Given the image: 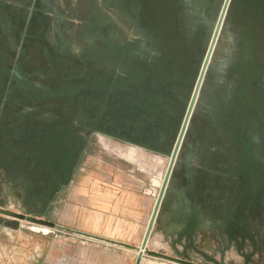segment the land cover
<instances>
[{
	"label": "flooded vegetation",
	"instance_id": "obj_1",
	"mask_svg": "<svg viewBox=\"0 0 264 264\" xmlns=\"http://www.w3.org/2000/svg\"><path fill=\"white\" fill-rule=\"evenodd\" d=\"M220 2L0 0L12 30L24 22L29 39L21 65L0 67V113L6 114L0 121V194L50 220L96 139L156 154L167 169L163 153L173 150L172 129L187 96L177 142ZM228 16L237 34H228L222 56L215 57L226 14L191 116L203 95L212 123L199 139L188 138L190 119L169 205L188 219L194 198L219 228L223 249L247 248L250 240L253 252H261L264 235H256L254 221L264 228V35L251 24L246 28L249 21L238 15ZM45 35L57 37V45L46 50ZM191 69L197 75L189 95L184 85L193 79Z\"/></svg>",
	"mask_w": 264,
	"mask_h": 264
},
{
	"label": "rangeland",
	"instance_id": "obj_2",
	"mask_svg": "<svg viewBox=\"0 0 264 264\" xmlns=\"http://www.w3.org/2000/svg\"><path fill=\"white\" fill-rule=\"evenodd\" d=\"M222 2L223 0H221L220 4ZM229 12L231 16L238 15L240 19L251 22H246V28L250 27L251 24V28L260 29L264 35V28H262L264 27V0H234V2L232 0L215 51L214 56L217 58L222 56L223 46L228 44V34H237L235 27L229 19ZM258 33L260 34L259 31ZM235 57L237 58V55ZM198 67H200L199 62H197V67L195 68L197 71ZM195 69H191L188 73L191 74L188 80L192 77L193 79L187 85H184L187 87L189 95L193 90L197 75ZM210 77L211 73L208 76L205 89L202 91L203 93L207 91V88L211 84V82H208ZM186 101L183 110L178 112L177 126L172 129L171 149L174 147L182 124L187 107ZM203 102V95H201L198 109L191 119L187 133L188 138L195 137L199 139L212 123L213 114L209 110L207 111V107ZM159 158L160 156L156 154L143 149L117 144L109 138L105 144L103 140L96 139L92 149L84 156L73 181L62 190L56 199L54 207L50 211V220L66 227H70V224H73V220L69 219L70 210H73L75 207H81L82 197H80V191L84 187L85 180L90 175L102 179L99 185L102 183V186L106 185L105 187H116L115 181L117 176L119 177L121 174L128 175L130 179L133 178V181L137 179L143 180L146 188L154 190L157 193L162 181L157 182L158 185H155L151 181L154 178L161 180V176L164 174L167 166V160L162 158L158 162ZM144 162L145 164H143ZM23 225L22 228L16 230L11 228L0 229V264H74V256L76 260L79 259V262H76V264H84V262L90 264L94 258H96L95 260L100 259L104 263L110 262V259L104 253H99L96 250L88 251L87 253L83 251V247L89 244L106 245V243L59 231L54 228L42 227L40 224L35 223L34 225V223L28 221H23ZM32 226H39L41 229L32 228ZM214 229L218 231L219 228L214 226ZM159 237H161V234L158 232L150 242L151 249L159 250L154 244L155 240H158ZM217 240V238L214 239V241ZM253 251H255L254 248L250 251L245 246L239 248L237 244H229L223 251H218L216 262L208 263L205 258L203 260L204 264H264V247H262L261 252ZM167 253L174 255L170 249H168ZM245 254L251 257V260L246 261ZM85 255L87 256V260L83 261L86 258ZM151 262L148 261L147 264H152Z\"/></svg>",
	"mask_w": 264,
	"mask_h": 264
},
{
	"label": "crops",
	"instance_id": "obj_3",
	"mask_svg": "<svg viewBox=\"0 0 264 264\" xmlns=\"http://www.w3.org/2000/svg\"><path fill=\"white\" fill-rule=\"evenodd\" d=\"M23 23L19 21L15 30H12L9 11L4 6H0V67L7 64L11 66L22 64V52L29 45V39L26 40L24 37ZM33 33L34 31L31 28L28 34L32 35ZM43 39L44 45L42 46L46 50L57 45V37L53 38V36L45 35ZM5 118L6 114L0 113V121L4 122ZM0 132L1 134L3 133L1 129ZM2 140L3 137L1 136ZM191 164L194 165L197 162L192 161ZM101 181L102 179L91 175L85 180L84 187L80 191V197H82L81 207H75L73 210H70L69 219L73 220V224H70V227L133 246H140L155 208L157 200L156 192L146 188L143 180L137 179L133 181V178L130 179L128 175L125 176L124 174L119 175V177L117 176L115 181L116 187H105L106 185L102 186V183L99 185ZM188 204L189 209H192L194 212L196 203L190 199ZM172 220H174L175 225L179 221L176 218ZM254 229L257 236L264 235V228L259 222L254 221ZM211 230H208L206 239L202 235H198L196 237V245L207 255L218 259L216 256L218 253L217 247L220 246L221 239L214 241V238L211 237ZM158 232L162 235L160 230L154 229L150 242ZM252 244L253 242H250V240L247 242V248L250 251L253 249ZM83 249L85 253L94 250L99 251V253H104L110 259L109 263H104L102 260H95L96 258H94V261L91 260L92 262H89L90 264H136L138 255V252L135 250L112 244H89L84 246ZM180 249H182V246H180ZM203 259V256L200 254L192 253V260L201 261ZM86 260L87 256L83 261ZM74 261V264H76V262H79V259L76 260L74 256ZM148 261H152V264H175L150 256H145L141 264H147ZM84 264L87 263L84 262Z\"/></svg>",
	"mask_w": 264,
	"mask_h": 264
},
{
	"label": "water",
	"instance_id": "obj_4",
	"mask_svg": "<svg viewBox=\"0 0 264 264\" xmlns=\"http://www.w3.org/2000/svg\"><path fill=\"white\" fill-rule=\"evenodd\" d=\"M231 0H223V3L220 5L219 16L218 19L212 22V28H215L214 34L211 39L210 47L208 50V54L204 63L203 73L200 77L198 86L193 95V98L190 103V107L186 114V117L183 122V126L181 128L180 134L178 136L177 142L171 152L163 153L166 158L170 159L164 177L162 179V184L157 194V200L155 204L154 211L151 215L146 234L144 236L143 242L140 246H133L130 244H126L117 240H112L107 237L91 234L82 230H78L71 227H66L51 220L45 218L46 213H34L30 211L25 206H20L17 201L9 200L5 197L4 194H0V229L1 228H11L13 230L20 229L24 225L23 221H28L31 223L40 224L42 227L54 228L59 231H63L66 233L74 234L77 236H82L94 241H99L106 244H112L115 246L124 247L127 249H132L138 252L136 264H141L145 256L155 257L163 260L170 261L175 264H204V260L194 261L192 260V253H198L208 263L216 262V258L214 256H209L196 245V237L198 235H202L204 239L208 236V230L211 229V237L214 239H221V233L216 231L212 226V221L206 216V214L201 211L200 205H195V211L189 209V217L186 221L183 217L171 211V207L169 205V196L172 192V183L174 178V173L177 170L178 163L180 161L182 143L185 140V135L189 126V121L193 114V109L195 107V103L199 94L200 85L203 80V76L205 70L209 64L210 57L213 53L217 38L219 36L221 27L223 25V21L227 14L229 5ZM136 147L139 148H147L153 151H156L154 148L145 147L141 144H137L134 142H129ZM189 163L191 161V157L188 158ZM195 201V199L193 198ZM17 210V211H15ZM173 218H176L178 223L175 225ZM204 222V223H203ZM201 223V224H200ZM34 228V226H32ZM158 229L162 232L161 237L158 240H155L154 244L159 249L158 251L153 250L149 246L150 238L154 229ZM211 228V229H210ZM160 236V235H159ZM182 246V249H180ZM227 248V247H226ZM168 249H170L174 255H170L167 253ZM225 249V248H224ZM223 247L218 246V251H223Z\"/></svg>",
	"mask_w": 264,
	"mask_h": 264
},
{
	"label": "bare ground",
	"instance_id": "obj_5",
	"mask_svg": "<svg viewBox=\"0 0 264 264\" xmlns=\"http://www.w3.org/2000/svg\"><path fill=\"white\" fill-rule=\"evenodd\" d=\"M162 179L163 178H161V181H162ZM162 184V183H161ZM161 184H160V186H161ZM158 194V192L156 193V195ZM22 224H23V222H22ZM36 226H34V228H35ZM40 227L38 226V227H36V229H39ZM41 229V228H40ZM48 230H49V228H48ZM164 264H167V263H164Z\"/></svg>",
	"mask_w": 264,
	"mask_h": 264
}]
</instances>
